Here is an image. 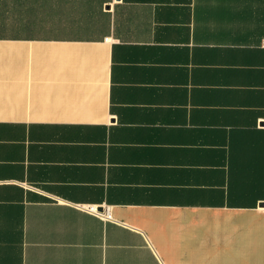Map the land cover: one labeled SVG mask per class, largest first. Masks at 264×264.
<instances>
[{
  "label": "crops",
  "instance_id": "crops-1",
  "mask_svg": "<svg viewBox=\"0 0 264 264\" xmlns=\"http://www.w3.org/2000/svg\"><path fill=\"white\" fill-rule=\"evenodd\" d=\"M0 264H264V0H0Z\"/></svg>",
  "mask_w": 264,
  "mask_h": 264
},
{
  "label": "built area",
  "instance_id": "built-area-1",
  "mask_svg": "<svg viewBox=\"0 0 264 264\" xmlns=\"http://www.w3.org/2000/svg\"><path fill=\"white\" fill-rule=\"evenodd\" d=\"M81 209L85 210L86 212L93 214L101 219H109L110 218V214H109V210L105 209L103 211H101L98 207L94 206V205H85V206H80Z\"/></svg>",
  "mask_w": 264,
  "mask_h": 264
}]
</instances>
